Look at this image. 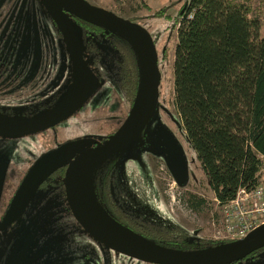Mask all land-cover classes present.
<instances>
[{
	"label": "trees",
	"instance_id": "1",
	"mask_svg": "<svg viewBox=\"0 0 264 264\" xmlns=\"http://www.w3.org/2000/svg\"><path fill=\"white\" fill-rule=\"evenodd\" d=\"M176 1L180 5L176 8L170 28H173L174 22L178 23L179 16H182V19L175 28L171 61L172 95L169 100L172 101L178 115L181 136L185 137L194 150L212 197L223 207L235 198L239 189L249 191L264 185V29L260 32V21L250 15L246 0ZM176 1L171 2L170 7H173ZM36 3L42 9L40 3L37 1ZM163 8L160 7L158 13L154 15L164 14ZM26 10L33 12L34 9L26 6ZM44 13L49 25L44 27L38 25V28L34 22L31 25L29 21L30 38L34 42L28 48V56L27 50L22 52L24 58L28 59V73L32 77L29 85V89L32 88V91H29L32 95L29 105L39 103L44 97L48 98L49 94L63 85L67 76V81L71 77L70 62L64 43L54 22L46 12ZM187 13H190L189 17H186ZM39 15L36 14V17ZM28 16L32 17L35 14ZM66 16L76 33L81 58L85 59L87 66L96 69L95 87L87 98L102 87L101 71L98 68L101 54L98 52L97 43L109 44L116 53L117 58L112 60L111 69L121 101L126 106L123 115L125 116L136 96L139 82V66L135 51L117 32L78 19L71 14L66 13ZM135 19L134 16H129L127 20ZM56 36H59L60 42H55ZM167 38L169 39L166 36ZM151 40L154 43L152 37ZM155 49L156 59L165 60L166 45L157 46ZM12 59L19 61L22 57ZM20 68L21 64L11 65L5 70L3 68L0 70V76L6 75L5 72L9 75L25 74ZM53 97L52 100L49 98L50 103L46 107L34 109L28 115L37 114L51 106L55 100V96ZM162 100L156 99V108L160 114L166 116L169 111L162 104ZM115 128L101 134L99 140L108 136ZM160 131L165 134L164 130ZM141 132L139 139L142 136ZM94 141L89 137L71 139V148L66 160ZM60 143L62 142L54 141V144ZM63 166L64 164L60 165L54 171L55 179L53 178L50 191L46 195V198L52 201L42 204L49 211V221L43 224L30 218L29 223L22 225L24 235L28 238V245L29 237L35 233L43 234L44 244H47L48 236L59 237L64 233L67 241L61 248L71 254L73 251L76 252L77 246V250L82 251V254H79V264H92L89 262L90 257L93 254L97 255V249L92 243L99 245L104 251L101 253L103 256L113 251H108L109 249L95 242L76 223L68 226L52 224L53 213L59 220H68L67 223L73 220L64 204L61 185ZM110 171L111 166H105L101 171L105 173L100 183L105 207L107 178ZM139 179L138 176L134 177L132 183L135 187L140 186ZM91 184L94 192L95 187L93 183ZM88 187L91 190L89 183ZM138 195L140 202L144 203L147 199L145 191L139 190ZM189 195L190 207L194 208L202 203V198L191 193ZM119 202H129L126 194L121 195ZM125 204L121 206L126 209L124 211L126 216L120 220V224L152 244L187 251L229 241L225 238L221 241L190 236L186 229L171 219L166 217L156 219L142 213L136 214L129 211ZM60 207L65 211L60 210ZM116 213L119 215V212ZM52 244L51 242L50 246ZM259 251L263 253L260 254ZM41 258L44 264L58 263L50 251L44 253ZM14 259L20 260L17 255ZM103 260L102 264H107V260ZM239 260H242L243 264H264V245L229 264H241Z\"/></svg>",
	"mask_w": 264,
	"mask_h": 264
},
{
	"label": "rangeland",
	"instance_id": "2",
	"mask_svg": "<svg viewBox=\"0 0 264 264\" xmlns=\"http://www.w3.org/2000/svg\"><path fill=\"white\" fill-rule=\"evenodd\" d=\"M85 1L126 20L129 16H134L136 18L134 22L141 25L149 33L150 37L153 38L155 54L157 52L155 47L166 45L167 48V57L163 61L156 59V67L159 73L157 98L158 100L163 99L162 104L167 108L169 114H166V116L162 115L155 108L150 119L144 125L141 132L142 136L137 143L123 151L109 155L93 167V174L91 172L93 182L96 181V177L101 174L105 166H111L112 171L117 173L121 185L124 184L127 187H132V190L135 188L137 190L135 193H138L139 190L145 191L147 199L144 203H141L139 210L144 216L155 217L156 219L165 217L171 219L186 229L190 236L193 237L220 238L217 230L220 227V219L222 218V207L212 197L206 176L198 163L194 150L185 137L180 134L178 126V124L180 125L179 118L172 101L169 100L172 95L171 61L177 23L174 22L172 29L170 27L176 8L180 4L176 0ZM175 1L176 3L173 4V7H170L171 2ZM180 1L183 2V0ZM32 3L35 16L29 17L30 24L32 25V22H34L38 28V25L43 27L48 26L49 21L43 10L37 5L36 0H32ZM246 3L250 8V15L258 18L260 21L261 32L264 29V0H246ZM162 6L164 7V14L161 15L159 13V16H155L154 14H157L159 8ZM16 10L18 11L12 4H9V0H0V21H5L8 14H19ZM5 14L7 15L5 16ZM36 14L40 15L36 17ZM30 30L31 27L28 26L25 36L23 38L20 36V42L12 49V57L14 59L22 57L23 44L25 49L26 42L28 43V48L34 42L30 38ZM166 36L169 39H166ZM55 42H60L59 36H56ZM97 47L98 52L101 54L98 66L102 79L100 90L95 91L92 96L85 99L82 105L72 112L71 115L57 122L53 130L46 127L27 134L0 136L2 175L4 176L6 172L5 174H9L10 176V180H4L3 186L8 185L9 188L11 185H14L13 181L17 177L18 170L22 169L24 160L28 158L31 161L37 158L38 155L40 156L54 148V141L59 143L79 137H89L90 139L99 140L101 134L120 124L124 117L126 106L121 101L111 69L112 60L116 59L117 55L109 44L98 42ZM82 60L87 66L85 59L82 58ZM86 60H88V56H86ZM87 67L93 76H95L96 69ZM5 74L7 73L5 72ZM67 79L68 76L63 81V85L49 94L48 98L44 97L39 103L35 102L31 105H29V100L32 97L31 93H20L15 99H12L9 98V95L14 94L15 90L7 91L8 96L1 94L2 91L0 90V118L18 115V108L26 109L30 107L31 111L37 108H44L50 103L49 98L52 100L53 96H55V100L52 102L54 103L62 95L67 86H69L70 80L67 81ZM2 80L7 79L2 78ZM6 105L11 106V110H7L5 108ZM162 128L165 133L174 137L181 149L185 168V179L181 183H177L166 159L167 139L165 135L161 134L160 129ZM135 176L140 178V186L135 187L133 185L132 181ZM189 193L202 198V203L197 207H190L188 205L191 199ZM132 194L133 192L129 196H134ZM19 220L14 224V233L10 237H7L4 247L9 251H13L11 254H17L22 264H44L41 256L44 253L47 254L49 251L53 254V259L58 261L57 264H79V254H82V251L80 250L79 252L77 246L76 252L73 251L71 254L61 248L62 244L67 241L64 233H61L59 237H51V242L53 243L51 246L48 243L44 244L43 234L40 232L35 233L29 237L26 250L25 248L22 250L20 242L25 241V235L21 224L16 227L20 222ZM3 231L4 226H0V232ZM92 245L97 249V255L93 254L90 257L89 262H92V264H102L103 259L107 260V264H151L117 253L111 249L108 251L111 250L113 252H108V255L103 256L101 253L104 251L99 248V245L96 243H92ZM238 262L244 263L242 260Z\"/></svg>",
	"mask_w": 264,
	"mask_h": 264
},
{
	"label": "water",
	"instance_id": "3",
	"mask_svg": "<svg viewBox=\"0 0 264 264\" xmlns=\"http://www.w3.org/2000/svg\"><path fill=\"white\" fill-rule=\"evenodd\" d=\"M38 1L54 22L64 43L70 62V84L58 100L42 112L26 117L0 118V136L27 134L49 128L72 114L92 94L96 81L80 56L76 33L66 13L101 25L124 37L136 53L139 82L131 106L112 133L97 144L81 149L67 160L71 140L58 144L31 163L9 201L2 222L18 215L38 185L64 164L63 189L71 215L96 242L117 253L151 264H229L263 246L264 222L238 240L197 250L169 249L140 238L95 204L88 188L93 167L109 155L134 145L156 108L159 73L153 42L149 33L138 23L93 6L85 0ZM162 135L167 139L166 159L177 183H181L185 179L181 149L173 136L163 132Z\"/></svg>",
	"mask_w": 264,
	"mask_h": 264
},
{
	"label": "flooded vegetation",
	"instance_id": "4",
	"mask_svg": "<svg viewBox=\"0 0 264 264\" xmlns=\"http://www.w3.org/2000/svg\"><path fill=\"white\" fill-rule=\"evenodd\" d=\"M36 1L39 2L38 0H36ZM9 4H12L14 8L18 9V11L16 10V12L19 14H15V13L14 14H8V15L5 14V16L7 15L5 18V21L4 20L0 21V70H3V68L5 70L6 68H8L11 65L16 66V65L21 64L20 69L22 70V72H25V74H23V75H21V74H16V75L6 74V75L0 76V80H2V78L7 79V80L1 81L4 83H0V90L2 91L1 94H6V96H8L7 91L15 90L14 94L9 95V98L15 99L17 97V95H19L20 93H30L29 91H32V88L29 89L30 80L32 77L28 73V70H29L28 59L24 58V54H22V61H20L21 59H19V61H14L12 59V49L20 42L21 37L23 38L25 36V31L28 30V26H29L28 14H34L35 11L29 12L28 10H26V6H31V8H33L32 0H9ZM35 5H36V3H35ZM40 6H41V4H40ZM42 10H43V8H42ZM43 12H45V11L43 10ZM15 35H16V37H14ZM14 41H15V43L13 44ZM22 46H24V44ZM27 48H28V43L26 42V47H25V49L23 48V51L27 50ZM12 71L13 70H11V72ZM10 107L11 106H8V105L5 106V108L7 110H11ZM18 110H19L18 115H12V116H7V117H20V116L26 117L28 114L31 113L30 107H28L26 109L18 108ZM54 125H55V123L52 126H50L49 128L53 129ZM101 140H95L94 142H92L90 145H88L86 147H90L92 145H95L98 142H100ZM56 146H57V144L54 145V147H56ZM86 147H84V148H86ZM48 149H50V148H48ZM38 157H39V155L37 156V158ZM35 159L36 158H34L30 161L28 158H26L24 160V165H23L22 169L18 170L17 177L13 181L14 185H11V187H9V188H8V185L3 186L4 180H10V176H9V174H5L6 172L4 173V176L2 175V173H3V170H1L2 162H0V226L1 227L4 226V231L0 232V264H22L21 260L16 261L14 259V256L17 254H11V253H13V251H9L6 249V247H4V243L7 239V237H10V235L12 233H14V224L16 223L17 220L20 219L19 220L20 222L16 225V227H18L19 224L23 225V224L29 223L30 218H32L35 221H40L43 224H45L49 221V217H50L49 211L47 209H45L42 206V204H45L47 202L52 201L50 199H47L46 195L50 191V187H51V185L55 179L54 178L55 175H53V173L57 168L54 171H52L38 185V187L35 189V191L31 195L29 201H27V204L24 206V208L22 209V211L18 215H16L14 218H12L11 220H9L7 222H2V216H3L7 206L9 204V201H10L14 191L16 190V188H17L19 182L21 181L22 177L24 176L26 170L29 168V166L31 165V163ZM62 169H63L62 175H61L62 193H63L64 204H65L66 210L69 211V213H70V210H69L67 203H66V200H65L64 189H63L64 166ZM104 175H105V173L101 172V174L96 177L95 182H93L92 178H90V181L88 182L89 186H91V190L90 189L89 190L91 191V194L93 197L92 199L95 202V204L98 203V206L102 209V211L104 213H106L108 216H110L111 218H113L118 223H120V220H122L126 216L124 214V211L126 209H124L121 206L122 204L126 203L125 207L129 211H132L136 214L142 213L139 211L141 208L140 196L138 195V193H135L137 190H135V188L132 190V187H127L124 184L121 185L120 184L121 181L119 180L117 173L113 172V171L108 172V178H107L108 185H107V194H106V205H107V207H105L104 202H103V198H102L103 188L100 186V183L102 181L101 179ZM91 183H93V185L95 187L94 192L92 191L93 186ZM132 192H133L132 195H134V196H129ZM122 194H126L129 202H119ZM60 210L65 211L61 207H60ZM116 211L119 212V215L116 213ZM70 215H71V213H70ZM71 217L73 219L72 220L73 222L71 221V222L67 223L68 220H59L56 218L55 214L53 213L52 224H55L57 226H64L65 224H67L65 226H68V225H71L73 223L78 224L72 215H71ZM89 237L92 238L91 236H89ZM44 239L45 238H43V240ZM47 241H48L47 243L50 245L51 236H48ZM27 242H28V239L26 237L25 241L21 242L22 245H20L22 250L24 248L26 250ZM103 247H105V246H103ZM105 248H107V247H105ZM107 249H109V248H107ZM23 254L25 255L24 252H23ZM4 261H5V263H4Z\"/></svg>",
	"mask_w": 264,
	"mask_h": 264
},
{
	"label": "built area",
	"instance_id": "5",
	"mask_svg": "<svg viewBox=\"0 0 264 264\" xmlns=\"http://www.w3.org/2000/svg\"><path fill=\"white\" fill-rule=\"evenodd\" d=\"M189 16L190 13H187L186 17ZM181 19L182 16H179L177 26ZM221 216L217 230L220 238L216 239H241L249 230L264 222V185L249 191L239 189L235 198L222 207Z\"/></svg>",
	"mask_w": 264,
	"mask_h": 264
}]
</instances>
